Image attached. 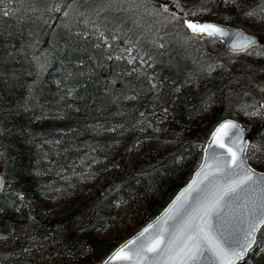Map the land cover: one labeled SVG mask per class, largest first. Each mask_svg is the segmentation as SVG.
I'll return each instance as SVG.
<instances>
[{"label":"trees","instance_id":"obj_1","mask_svg":"<svg viewBox=\"0 0 264 264\" xmlns=\"http://www.w3.org/2000/svg\"><path fill=\"white\" fill-rule=\"evenodd\" d=\"M137 1L140 14L118 17L100 10L63 16L70 0H57L46 18L32 0H0V233H8L9 221L21 212L22 219L39 226L28 240L49 236L52 249L47 257H37L27 239H15L0 249V264H99L118 243L93 233L109 223L113 204L138 198L149 218L155 215L187 181L209 131L226 116L233 99H243L229 114L245 126L249 142L264 139V122L249 123L242 113L250 100L245 92L255 97L248 110L256 109L262 97L248 88L251 64L245 60L259 64L262 58L238 55L242 60L231 63L233 53L218 40L192 38L183 26L184 14L196 12L186 18L231 23L264 42V18L244 15L259 12L264 0H245L238 13L233 9L239 0L235 5L184 1L180 21L173 18L168 25L155 23L157 12L149 0ZM154 1L160 5L161 0ZM65 19L69 23L64 30ZM257 84L264 89V80ZM164 110L169 113L162 116ZM50 111H64L66 124L46 123ZM161 124L159 136L171 145L163 150L147 146L128 165L126 153L145 131ZM55 139L61 140L58 149H46L43 141ZM50 154L54 168L68 173L71 168L83 171L90 163L114 169L101 189L64 215L49 218L41 214L46 205L33 200L48 179L32 180L31 173ZM256 168L264 170V152ZM162 186L161 196L154 198L150 191ZM76 220L81 221L75 225ZM80 245L90 251L76 255ZM247 257L251 264H264L250 251Z\"/></svg>","mask_w":264,"mask_h":264},{"label":"rangeland","instance_id":"obj_2","mask_svg":"<svg viewBox=\"0 0 264 264\" xmlns=\"http://www.w3.org/2000/svg\"><path fill=\"white\" fill-rule=\"evenodd\" d=\"M184 1H186L187 4H192L191 0H179L181 5L184 4ZM244 1L245 0H239L233 9L234 13H238L240 10L245 8ZM32 3L34 8L44 14L47 18L50 17L53 7L59 2H57V0H32ZM149 3L152 4L150 7L157 12L155 16L156 24L164 21L165 24L168 25L166 21L171 23L173 18L180 21L179 14L169 11L165 12L163 10L164 8H162L161 5L154 0H149ZM139 7L140 5L137 0H70L69 4L65 5L63 16L67 13H69L70 16H78L82 13H97V11L100 10V12H104L107 15L124 17L128 15L140 14V12L138 13ZM214 9L215 7H211V11H214ZM218 22L227 23L222 21ZM68 23V19H65L63 23L64 30L65 27L68 26ZM232 58L231 63L235 60H242L238 55L234 54ZM245 64H251L249 70L250 74L247 78L249 81L248 88L254 87V89H257V93H261L260 95L264 96V89L257 86V83L260 80L262 83L264 80V58L260 60L259 64L252 63L250 59L245 60ZM258 78L260 79L259 81H257ZM245 94L250 98L245 106L246 108L242 109V113L245 115L246 121L249 123L261 122L262 116L258 106V98L256 101L257 108L248 110V106L252 104L255 97H253V95H249V91L245 92ZM233 100L234 101L227 109L228 115L226 114V116H231L229 113H231L234 108L236 109L241 107L243 103V99L238 101L235 99ZM53 113V111L49 112V115L45 118V122L51 126L63 127L67 121L64 111H56L54 114ZM167 113L169 112L164 110L162 116H165ZM162 129L163 125L161 124L157 128H150L145 131V134L140 141L126 153V163L130 165L139 159L142 150L147 146H152L158 150H163L169 147L171 145V141L159 136ZM43 145H45L46 149L50 148L52 151H55L61 145V140H44ZM263 152L264 139L260 138L257 139V141L249 142L246 149L248 162L256 167L257 161L263 157ZM48 157L49 158H46V160L43 161V166L37 165L33 169L31 179H48L47 183L41 184V188L34 192L33 200L35 205H46V208L42 210L41 214L49 218H57L64 215L73 206L78 205L87 195L92 194L95 189H101V184L108 179L109 174L114 169L113 166L102 167V165L90 163L83 171L73 170V168H71V172L68 173L65 168H54L56 163H53L51 158L52 154ZM55 157L59 159L61 154L57 153ZM178 161L181 162V159ZM101 163H104V161L102 160ZM52 175H54L53 178H51ZM170 178H174V176L171 175ZM164 188L165 186H162L161 188L154 187L150 193L154 198H159ZM113 213L114 214L109 223L93 230V233L98 238L115 239V241L119 243L128 235L130 231L134 232L151 218H149V211L146 208L145 202L138 198L115 202L113 204ZM15 216L16 219L9 221V232L0 233V249L10 247L15 239H18L19 241L28 240L35 228L39 227L37 226L38 224L30 218L22 219L21 212H16ZM80 221L76 220L74 224H79ZM256 239L260 241V245H264V226L261 227L259 235ZM49 243V236L43 238H33L27 241V244H29V251L37 257H47L49 255L52 250L48 246ZM260 245H254V248L250 250V253L251 256H261L264 259V251H260ZM89 251L88 247L80 245L77 248L76 255H82L84 253H88ZM237 264H251V260L249 257H246L243 261Z\"/></svg>","mask_w":264,"mask_h":264},{"label":"snow or ice","instance_id":"obj_3","mask_svg":"<svg viewBox=\"0 0 264 264\" xmlns=\"http://www.w3.org/2000/svg\"><path fill=\"white\" fill-rule=\"evenodd\" d=\"M222 2L235 5L238 0H222ZM169 4H172V0H166L163 9L165 12L169 11ZM173 7H180L178 0L173 4ZM207 10L201 9L200 11ZM3 15L7 16L9 13L4 12ZM196 15V12H188L184 14L185 18L183 19V26L189 31L192 38L203 39L207 37L211 38L213 42L228 38L229 49L234 55L264 58V42L258 41L255 36L248 35L243 30L227 29L217 24L186 18L188 16L195 17ZM244 15L248 17L260 15L264 18V8H260L259 12L255 10L245 12ZM212 70L213 67L210 65L208 71ZM224 129H228L224 133L225 135H235L237 140L241 138L239 131L235 133L231 131L239 129V125L233 121H225L217 128L216 133H220ZM216 133H214V136ZM220 147H225V145L221 143ZM229 152H232L231 148H229ZM243 153L244 148H239L238 152H232L230 165L233 169H240V171L230 182L224 185H215L212 184L207 174L204 175V180L212 186L194 210L195 215L189 216L176 230L175 235L165 239L163 232H157L156 236L147 244H142L139 247L135 252V256L141 261H146L147 264H201L207 254L211 253L214 264H234L235 261L244 260L248 252L254 248V245H260V241L256 239V236L261 227L264 226V197L261 198L259 203L253 200L243 206L246 212L241 222L245 227L239 237H237L235 230L229 234L234 239L235 246L229 245L221 229L211 222L214 218L219 219L223 213L226 199L232 198L251 184L264 185V175L256 177L253 169L244 167L245 157ZM203 182L201 181V183ZM192 191L194 189L192 185H189L185 193L177 197V201H180L185 194L190 195ZM261 192H264V187H261ZM177 201H174L173 204H176ZM185 204H187L186 200L180 206L184 207ZM197 220L200 223H196ZM154 227V225L149 226V228ZM149 228H145L140 233V237H143L149 231ZM136 243V240L129 241L105 264H109L112 260L131 261L133 256L125 250L129 248V245H135ZM260 251H264V245H260Z\"/></svg>","mask_w":264,"mask_h":264},{"label":"water","instance_id":"obj_4","mask_svg":"<svg viewBox=\"0 0 264 264\" xmlns=\"http://www.w3.org/2000/svg\"><path fill=\"white\" fill-rule=\"evenodd\" d=\"M166 0H161L160 5L164 8ZM177 0H172V4H169V11L180 14L182 11V5L179 0L178 3L180 7H173ZM200 22H209L213 24L220 25L227 29L233 30H243L248 35L255 36L258 41H262V38L254 33L247 31L246 29L234 26L229 23H221L215 20L206 19L198 20ZM227 50L229 49V39L224 38L218 40ZM258 105L260 108V114L262 116V121L264 122V96L260 97L258 100ZM233 121L239 125V129L231 130L233 133L239 131L240 139L237 140L235 135H225L224 133L228 129L222 130L220 133H216L217 128L220 127L225 121ZM214 133L216 135L214 136ZM223 143L225 147H220V144ZM249 144V136L245 129V126L238 119L231 116H224L219 119L209 131L203 146L201 148V155L198 164L191 172L187 181L181 185L173 196L165 203V205L149 220H147L142 226L137 230L131 233L129 236L125 237L119 243H117L100 261L99 264H105L106 261H109L110 257H113L119 249L126 245L129 241L136 240L135 245H129V248L125 251L133 256L131 261H119L112 260L109 264H147L146 261H141L135 256V252L139 249L142 244H147L153 237L156 236L157 232H163L165 239L169 238L172 235H175L176 230L184 223V221L191 215H195L194 210L198 207L199 202L202 200L204 195L207 193L208 189L212 186L208 181L204 180V175L207 174L209 179L212 181V184L215 185H224L240 171V169H233L230 165V158L232 152H238L239 148H244V157L245 165L244 167H250L254 170L256 177L264 175L263 169H258L251 165L246 157V149ZM229 148L232 149V152H229ZM196 182L195 184L193 182ZM201 181H204L201 183ZM189 185H192L194 191L190 195L185 194L181 197L180 201H177V197H180L182 193H185V190L188 189ZM4 186V177L0 174V191ZM261 187L264 185L251 184L246 186L232 198L226 199L224 202V211L219 217V219H213L212 223H215L223 232V236L227 239L228 244L235 246L234 239L230 237V233L235 230L237 237L240 236L245 225L241 222L244 218V205L248 204L250 201L255 200L257 203L261 202V198L264 197V192H261ZM187 201V204L184 207L180 205ZM174 201H177L176 204H173ZM173 217V218H169ZM196 223H200L199 220ZM150 225H154V228H149ZM145 228H149V231L145 233L143 237H140V233L143 232ZM167 231H164V230ZM139 237V239H138ZM248 255V254H247ZM246 255V257H247ZM245 257V258H246ZM240 261H235L234 264H237ZM201 264H214L211 253H208L207 256L201 261Z\"/></svg>","mask_w":264,"mask_h":264}]
</instances>
